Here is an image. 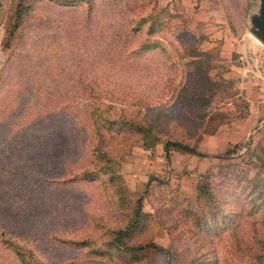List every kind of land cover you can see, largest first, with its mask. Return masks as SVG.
Wrapping results in <instances>:
<instances>
[{
	"label": "rangeland",
	"instance_id": "374dc122",
	"mask_svg": "<svg viewBox=\"0 0 264 264\" xmlns=\"http://www.w3.org/2000/svg\"><path fill=\"white\" fill-rule=\"evenodd\" d=\"M17 1L23 16L5 46ZM257 9L0 0V264H165L151 248L120 247L151 243L178 264H264V166L259 191L252 181L264 152ZM95 107L150 130H102L105 169L84 120ZM164 140L202 155L170 149L167 160ZM201 182L221 213L197 227L187 212ZM135 210L134 229L113 239Z\"/></svg>",
	"mask_w": 264,
	"mask_h": 264
},
{
	"label": "trees",
	"instance_id": "16d2710c",
	"mask_svg": "<svg viewBox=\"0 0 264 264\" xmlns=\"http://www.w3.org/2000/svg\"><path fill=\"white\" fill-rule=\"evenodd\" d=\"M20 7H21L20 1H17L16 5L14 6L13 16L10 20L7 34L5 35V42H4L5 46L9 45V41L11 37L13 36L14 31L18 28L21 22L23 14L21 12ZM156 46H157L156 41H152V42H149L148 44L143 45L144 48H148V49L155 48ZM94 109H95L94 111L93 110L89 111L88 109L84 112V120H85V123L87 124V127H89V131H91V135H92V141H93L91 144V147L93 150L92 154L97 153L99 155L98 160L102 161V165L99 166L98 169L107 168L106 160L110 158L109 150L105 146H102V143H103L101 141L102 133H103L102 130H105L106 132L110 134L111 132L117 131L118 129H120V127H123L126 124L128 128H131L136 133H140L145 136L150 134V130L148 127L139 124L132 118L124 119L123 117H120V116L111 118L110 116H108V114L104 110L99 109L97 107H95ZM115 124H118L119 126L117 128H113V125ZM170 149H173L175 151L190 153V154L202 155L201 153L197 152L191 145L185 142H182L179 140H164L163 151H164L165 158L167 160H168V154H169ZM263 156H264L263 151H261V153L257 155V157L261 160V162L256 166V175L252 178V181L255 183V186L257 189L256 192L260 190V186L263 183L261 181V176H260V170L264 166ZM95 173H97V171L92 174H95ZM88 179H91V178L88 177ZM196 192H197V202H198L197 209L195 211L187 212V213L193 217L194 224L197 227H200L202 225L212 223L214 218L218 215V213H221V208L220 206L214 203L213 195L206 182L199 183V185L197 186ZM255 200L256 199L252 198L251 202L252 201L255 202ZM139 201L140 199H137L135 203L138 204ZM247 213L252 214L254 212L249 210ZM131 216H132L131 220L124 228L117 229L114 231L113 239L117 240L118 238H121V236L124 234L128 235L131 232V230L134 229L135 225L139 222L138 219L140 218L141 215L138 210H135L132 212ZM120 247L121 249H124L125 251H129V252H140L143 249L151 248L156 253L165 257L166 259L165 264H171L173 259H175L173 264H178L177 256H174L173 253H171L170 251L154 243L144 244V245H141V244L132 245V246H127V247H124L121 244ZM178 258L180 259L181 264H182L183 259H181L180 257Z\"/></svg>",
	"mask_w": 264,
	"mask_h": 264
},
{
	"label": "water",
	"instance_id": "95a60500",
	"mask_svg": "<svg viewBox=\"0 0 264 264\" xmlns=\"http://www.w3.org/2000/svg\"><path fill=\"white\" fill-rule=\"evenodd\" d=\"M249 23V32L260 44L264 45V0H258L257 12L250 15Z\"/></svg>",
	"mask_w": 264,
	"mask_h": 264
}]
</instances>
